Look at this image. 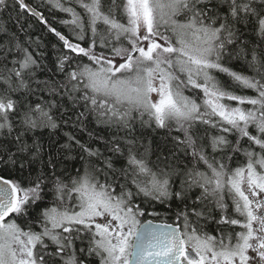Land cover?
<instances>
[{"label":"snow or ice","instance_id":"obj_1","mask_svg":"<svg viewBox=\"0 0 264 264\" xmlns=\"http://www.w3.org/2000/svg\"><path fill=\"white\" fill-rule=\"evenodd\" d=\"M0 264H264V0H0Z\"/></svg>","mask_w":264,"mask_h":264},{"label":"trees","instance_id":"obj_2","mask_svg":"<svg viewBox=\"0 0 264 264\" xmlns=\"http://www.w3.org/2000/svg\"><path fill=\"white\" fill-rule=\"evenodd\" d=\"M29 3H31L33 6H35L36 4L40 3V0H28ZM45 11V15L49 18V21L50 23H53L54 26H56L58 28V30H61V31H64V32H67V29H65L62 25H59L58 23V20L60 18H67L65 16V14H62V13H56V16H57V20L56 21H53L52 20V13H49L47 11V9H44ZM3 18H7V13L4 14V17ZM33 23L35 25L34 27V30H33V39H35L36 36H40L41 39L44 41V43L46 45H48L49 47L51 46L52 43H55L56 40H55V37L53 35H51L50 33H48L46 30H43L42 27L39 25V24H36L35 21L33 20ZM64 131H69V129L65 128ZM101 134H104L103 132H101ZM47 131H45L44 133V139L45 141H47ZM57 136L60 137V142L62 143L63 140H64V137L62 136L61 133H57ZM73 162H69V167H71Z\"/></svg>","mask_w":264,"mask_h":264}]
</instances>
